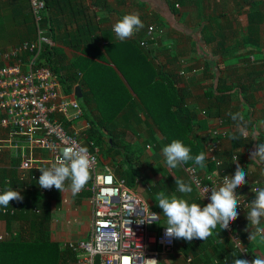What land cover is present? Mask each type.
Segmentation results:
<instances>
[{
    "label": "crops",
    "instance_id": "crops-1",
    "mask_svg": "<svg viewBox=\"0 0 264 264\" xmlns=\"http://www.w3.org/2000/svg\"><path fill=\"white\" fill-rule=\"evenodd\" d=\"M50 1H53L54 5L58 4L57 8L53 5L52 13L55 21L60 19V24L54 28L55 40L48 43L57 48L60 56L58 63L53 62L54 67L56 70H61L62 75L68 77L71 82L70 92H66L62 84L66 93L74 92L75 95L77 86L80 87L81 93V97L75 95L81 106V114L74 120L67 121V125L79 129L83 141L87 140L90 132L94 133V137L91 136V138L94 141L99 139L97 145L99 164L107 165L114 173L116 164L123 162L120 153L124 150L123 147L131 145L134 148H141L142 152L138 160L142 162V166H145L142 167L145 172L139 168L134 183L154 208L155 193L147 192L148 187L145 189V184L149 182H154L155 190L161 189L168 196L176 195L188 200L189 194L179 193L177 189L170 191L168 181L164 182L163 178L159 177L153 178L154 173L151 167H155L156 164L161 166L165 162L162 154L164 146L161 142L163 134L153 123L151 114L140 109V106H138L140 108H134L130 103V106L128 104L117 111L111 119H108V116L106 119L99 113L97 100L95 95H92L90 87L98 82H104V78L108 77L109 68L118 76L117 79L128 87L131 84L147 86L151 82H161L160 72L170 75L174 80L183 81L189 92L186 107L196 110V118L199 122H204L207 118L202 111L209 109L208 104L211 102L209 88L217 85L219 79L222 80L223 87L231 86L233 89L230 90L228 108L222 110L220 113L222 115L219 114L224 118L225 127L229 130L228 136L221 144L223 150L230 147L234 129L242 135L255 138L264 132V0H105V7L93 6L92 3L96 0H75L76 3L74 0ZM76 4L81 10L72 13ZM128 13H138L144 26L131 38L120 41L113 32V25ZM249 14L252 15V21L249 19ZM85 22L93 23L98 29L89 35L86 33L83 36H77V39L70 40L68 33L76 27L77 23ZM149 24H155L157 30L161 32L157 31L155 41L148 38V41L152 43H148L149 53H147L137 46L135 36L143 37ZM33 25L35 24L28 0H0V51L7 50L22 40H29V38L33 40L37 36L36 26ZM46 36L48 38L47 34ZM84 37L90 40L94 38L97 43L83 44L84 41L81 40ZM3 63L4 61H0V65ZM180 71L185 72L187 77L180 76V73L178 74ZM57 77L59 78L58 75ZM163 85H165L164 81ZM242 96H245V99ZM131 97L138 103L139 99L135 93ZM116 105V102L111 105L113 111ZM224 113L226 116L223 115ZM230 113H241L244 118L242 121H233ZM215 118L206 121L207 125L202 129L210 127ZM200 131L197 134L205 135L207 141L206 130ZM111 136L117 139L116 145L112 143ZM103 137L108 138L109 142ZM0 138H2L0 141V190L5 191L10 189L12 176L18 179L16 167L19 163L21 148L15 147L13 143L16 141L23 144V140L21 138L8 140L6 129H0ZM93 144L91 141V145ZM156 148L158 151L155 150ZM118 150L119 153H116ZM233 150L244 153L248 149L242 146ZM247 165L251 174L250 181L238 188L245 196L252 198L254 196L251 188L255 181L258 180L259 188L264 187V174L261 168L254 165L251 160ZM226 167H224L225 171L233 175L234 172ZM215 171L217 172L216 169ZM33 172L36 173V178L30 182L28 180L24 182L31 184L32 187L29 190H34L36 197L43 198L53 191L59 192L57 189L48 193L39 191L37 181L40 171ZM6 179L10 182L7 183ZM69 183L66 182L65 191L59 196L60 205L57 206L54 199L49 203L50 211H52L50 239L56 242L60 250L64 249L66 240L75 241L83 235L82 230L77 229L75 225L71 228L70 216L80 208H87L89 214L91 209L86 198H82L78 203H68ZM15 190L20 191L17 188ZM191 193L200 199L196 189L193 188ZM200 201L204 202L202 199ZM155 210L161 214L162 222L164 219L162 209L155 208ZM64 216H67L66 220L69 224L62 219ZM240 219L242 223L240 233L242 230L245 231L247 237H242L243 241L251 243L250 247L246 243L251 253L249 262L255 258L264 259V235L257 231L256 226L248 223L245 216H241ZM19 227L18 220L0 219V234L17 233ZM259 227L264 228V219ZM89 230L90 224L82 238L88 237ZM211 239L212 241L202 243L206 248L203 252H198L200 262L205 260V253L209 254L208 260L212 262L219 258L218 253L224 252L228 256L226 262L229 264H234V257L246 259L235 251L224 230L220 228L216 232L213 230ZM182 244L183 239H176V248L172 251L176 254H171L172 252L166 254L171 257L168 264H179L181 260L182 264H193V257L190 256L191 259L188 261V256L185 257L181 252ZM65 264H75V262L68 258Z\"/></svg>",
    "mask_w": 264,
    "mask_h": 264
},
{
    "label": "built area",
    "instance_id": "built-area-1",
    "mask_svg": "<svg viewBox=\"0 0 264 264\" xmlns=\"http://www.w3.org/2000/svg\"><path fill=\"white\" fill-rule=\"evenodd\" d=\"M28 2L37 36L33 40L21 41L0 51V61H4L0 65V129L7 130L8 140H23V144L16 141L13 143L15 147L21 148L16 167L17 178L30 182L36 178V173L29 174L30 171L37 172L39 168L52 166L64 147L84 145L80 130L66 123L81 114V106L74 92L66 93L56 73L48 65L40 63L44 43L49 42L46 29L41 25L45 2ZM157 31L155 24H149L143 37L135 36L136 41L146 47L148 38L156 40ZM178 74L187 77L185 72L180 71ZM224 121V118L218 117L207 131L205 145L212 159L216 149L220 148L223 139L229 134ZM242 136L245 137V134ZM88 152L93 161L91 179L86 188L90 191L89 235L86 239L65 242L63 247L73 252L75 264H158L160 255L169 254L176 248V239L167 242L164 237L165 228L161 222V214L135 184L129 185L110 167L100 165L96 152ZM223 163L221 159H216L217 172L208 173L205 177L197 173L195 166L184 168L205 204L210 202V189L218 188L226 175L231 176L223 170ZM246 179L249 180V177ZM6 181L10 182L9 179ZM31 187V184H26L23 189ZM38 188L36 187L42 193L55 189ZM206 191L208 192L202 198ZM235 192L240 200L237 208L239 216L224 232L230 238L235 251L250 260L251 253L240 233V217H246L251 200L239 189ZM6 211L13 213L14 209L5 208L3 212ZM143 220L152 222H141ZM6 238V234H0V241ZM187 259L190 261L191 258Z\"/></svg>",
    "mask_w": 264,
    "mask_h": 264
},
{
    "label": "trees",
    "instance_id": "trees-1",
    "mask_svg": "<svg viewBox=\"0 0 264 264\" xmlns=\"http://www.w3.org/2000/svg\"><path fill=\"white\" fill-rule=\"evenodd\" d=\"M44 2L45 10L41 25H43L46 29V34L48 35L49 41L54 42V28L60 24V19L58 18V20L55 21L52 8L58 4L55 3L54 5V2L50 0H44ZM74 2L76 3L75 0ZM77 4L79 3L77 2ZM77 4L72 13L80 12L81 8L78 7ZM92 5L105 7L106 2L105 0H96L92 3ZM251 16L252 15L249 14V19L252 21ZM97 29L98 27L93 23H77L76 27L70 33H68V36L70 40H74L77 39V36H83L86 33L89 35L90 33L95 32ZM91 39L92 40H90V38L84 37L81 41H84L83 44L88 42L87 44L95 45L97 43L96 40L94 38ZM149 42L150 41H148V43ZM48 43H44L40 56V63L49 65L50 68L59 76L65 91L70 92L71 82L69 81V78L63 76L61 70H56L53 64V62L58 63V59H60L57 48H55L54 45L51 46ZM137 46L141 50L149 53L148 46H141L138 41ZM107 74L108 77L104 78V82H98L96 85L90 87L92 95H95V99L97 100L96 104L100 114L104 115V117L108 116V119H111L117 111L122 110L129 103L132 104L134 108L141 107L140 109H143L152 115L151 117L153 119V123H155L158 129L162 132L163 138L161 142L163 146L169 144L173 140H180L185 146L191 149L192 156L199 154L201 151L207 153L205 145L206 137L202 139L200 138L201 136L197 134V132L200 131L204 125L203 122H199L197 120L195 113L196 110L186 107V98L189 96V92L186 84L183 81L174 80L170 75L160 72L159 80H161V82H151V84L147 86L131 84L128 87L123 85L122 82L117 79L118 76L111 68L108 69ZM106 78H108V80H106ZM113 81L116 82L114 83ZM163 81L165 82V85H163ZM221 81L222 80L219 79L217 85L209 88L208 90L209 96L211 97V102L208 104L209 109L205 111L207 112L208 117H216L215 119L220 117L219 114L223 109L227 110L230 101V90L233 89L231 86L223 87L221 85ZM242 91H244V88H242ZM133 93H135L139 99L138 103L133 101L131 97ZM242 98L245 99V96H242ZM115 102L117 105L114 107L113 111L111 105H113ZM112 111L113 114L110 116ZM91 136L94 137L93 132H90L89 137L86 138L87 140L83 141V145L89 151L99 154V148L97 147L99 144V139L94 141ZM233 136H237L239 139L232 138L230 147H226L224 150L221 148V146L219 149H216L213 154V159L208 154V158L205 161L206 166L203 169L196 165L194 160H190L187 163L180 165L181 168L184 169L189 165L195 166L197 173L200 176L205 177L208 173H212L214 172V169H216L215 160L221 159L224 161L223 164L225 165L224 166L222 164L223 170H225L224 167L227 166L226 169L230 168L234 172L238 163L241 168L245 169L247 174L246 177H249V180H247L246 177L245 179L250 181L251 174L247 165L251 160L250 153L252 149L255 150V146L258 141L264 142V132L259 134L258 138L248 135L243 137L242 133H240L237 129H234L232 131V137ZM103 138L107 139V142H109L108 138ZM116 140L117 139H115V137L111 136V141L114 145H116ZM91 141L94 143L93 145H91ZM242 146L247 147V152L243 153L233 150L236 147ZM123 148L124 150L120 152L123 157V162L118 165L116 164L115 173L118 174L117 176L124 178L129 185H134V179L138 174L137 171L141 167V162L138 160V158L142 152V149L136 147L134 148L131 145H127ZM157 149L158 148H156V150ZM116 153H119V150L116 151ZM234 155L235 158H233ZM236 157L237 161L233 162ZM254 165L261 168L264 174V166L257 165L255 162ZM226 172L228 173V171ZM32 173H34L33 170H31L29 174ZM40 174L41 173L39 172L38 176H40ZM175 175L176 176L174 177L172 176L171 178H168L167 184L169 186L168 189L170 188V191H176L177 189L174 180L179 178V174L176 173ZM11 179L12 183H10V189H20L23 200L19 202L15 200L10 201V205L7 207V209H14L13 213L8 211L3 212L5 208L0 206V219H5L6 221L18 220L20 222V227L17 229V233L11 234L10 239L0 241V264H65L68 258H70V260H74L75 256L72 251L67 248L60 250L57 248L58 246L56 242H53L50 239L49 227L51 223L52 211H50L51 208L49 207V203L52 199H54L55 204L59 206L61 203L59 197L61 192L53 191L43 198H38L36 197L34 190L25 188L23 189V186L26 185L24 181H19L13 176ZM188 181L194 188L190 179H188ZM253 185L254 186L251 189L253 196L255 197V190L259 188L258 180L255 181V184ZM255 187L257 188L254 189ZM0 192L3 191L0 190ZM69 193L70 197L67 199V201L72 204L78 203L82 198H90V191L86 190L85 188L76 196H73L70 190ZM188 194L189 199L187 201L189 203H198L201 205V207L205 205L204 202L202 203L200 201L201 198L199 199L193 193ZM254 197H249V199L253 200ZM155 198L156 197L153 198L154 206L156 209L160 210L159 206L155 202ZM34 208L38 210L35 211ZM218 228L219 226L214 229L215 232ZM241 235L242 237L247 238L246 232L243 230ZM212 239L210 236L204 240V242L212 241ZM202 243L203 241L199 239H193L191 242H187L183 239V244L180 247V250L185 257H193V264H229V262H226L228 256L225 252L221 254L218 253L219 258H216L215 262L208 260L209 254L205 253V260L200 262L198 259V252H203V250L206 248ZM246 243L248 247L251 246L250 242L247 241Z\"/></svg>",
    "mask_w": 264,
    "mask_h": 264
},
{
    "label": "clouds",
    "instance_id": "clouds-1",
    "mask_svg": "<svg viewBox=\"0 0 264 264\" xmlns=\"http://www.w3.org/2000/svg\"><path fill=\"white\" fill-rule=\"evenodd\" d=\"M143 26L138 13H128L113 25V32L117 39L124 41L131 38ZM230 116L233 121L243 120L241 113H230ZM232 138L239 139L237 136ZM162 154L166 166L171 169L190 160H194L195 164L203 169L208 158V153L204 151L192 156L191 149L180 140H173L165 145ZM250 159L257 165L264 166V142L258 141L255 150L250 153ZM236 161L237 157L233 162ZM92 170L93 161L86 147L66 146L61 155L57 157L56 163L47 168H39L41 174L37 183L43 189L50 190L54 187L63 193L66 182H70L71 194L76 196L91 179ZM246 176L245 169L237 163L233 175H226L218 188L210 189V202L203 207L198 203H189L186 199L176 195L168 196L162 191L157 193L155 202L166 217V223L163 225L166 241L171 242L173 239H184L187 242L193 239L204 241L213 235V230L217 226L220 230L228 229L230 223L239 216L237 208L240 200L235 190L248 183ZM174 182L179 193L188 194L193 191L191 184L185 183L182 179L176 178ZM208 191L202 195V198ZM13 200L18 202L23 200L20 191L7 189L0 192V206L7 208ZM248 208L246 215L248 223L256 226L257 231L264 235V228L259 227L264 219V187L255 190V198L248 203ZM141 222L151 223L152 221L143 220ZM234 264H264V259L255 258L249 262V260L234 257Z\"/></svg>",
    "mask_w": 264,
    "mask_h": 264
},
{
    "label": "rangeland",
    "instance_id": "rangeland-1",
    "mask_svg": "<svg viewBox=\"0 0 264 264\" xmlns=\"http://www.w3.org/2000/svg\"><path fill=\"white\" fill-rule=\"evenodd\" d=\"M42 27L44 28L43 25H42ZM203 111H202V113H203ZM203 115H206V117H207L206 120H204V122L202 121L203 122V125L206 126L207 125L206 121L213 120V117L212 116H209L208 117V114H207L206 111H204ZM220 115H222V114H220ZM223 115L226 116L225 113ZM208 128H209V126H207V127L204 128L206 130V132H207ZM204 129H200V130H204ZM200 132H202V131H200ZM204 137H205V135L204 136H201L202 139H204ZM156 151H158V150H156ZM154 153L156 154L158 152H154ZM140 166H141L140 169L142 170V172H145L144 169H142V167H145V166H142V164ZM151 170L154 173V176H153L154 179H156V177H159V178H163L162 180L164 182L165 181L167 182L168 181V178H171L172 176H174L177 173V174L180 175L179 176V179H182L185 183L190 184L189 181H188V178H187V176L185 174V171H184L183 168H181V166H179V167H177L175 169H171V168L167 167L165 163L164 164H161V166H159V165L156 164L155 167H151ZM255 177H258V175H256ZM162 184H164V183H162ZM146 187H148L147 188V190H148L147 192H149L150 194L151 193H155V197H156V194L157 193L161 192V189L160 190L159 189L158 190L157 189L155 190V188H154V182H149V183L145 184V189H146ZM87 200H88V203H89V206H90V198H88ZM73 214L75 216H72ZM73 214L70 216V219H71V228H73L74 225H75L77 229H81L82 230L81 234L84 235L86 233V231H87L88 225L90 224V214H89V211L87 210V208L83 207V208H80V209L76 210V212L73 213ZM162 216L164 218L163 221H162V224L164 225L166 223V217L164 216L163 213H162ZM66 218H67V216L66 217L64 216L62 219H65V221L67 222V224H69V222L66 220ZM65 227L67 228L66 225H65ZM68 231L70 232V230H68ZM83 235H81L79 239H81L83 237ZM10 237L11 236H10V232H9V234H7V238L6 239H10ZM82 239H86V237H84ZM70 240L71 239H68L65 242H68ZM71 241H73V240H71ZM171 254H176V253L175 252H172ZM170 260H171V257L169 255L162 254L158 258V264H164V263L165 264H168V262ZM179 264H182V260H181V262Z\"/></svg>",
    "mask_w": 264,
    "mask_h": 264
},
{
    "label": "water",
    "instance_id": "water-1",
    "mask_svg": "<svg viewBox=\"0 0 264 264\" xmlns=\"http://www.w3.org/2000/svg\"><path fill=\"white\" fill-rule=\"evenodd\" d=\"M75 95H76L77 97H81L80 87H79V86L75 87Z\"/></svg>",
    "mask_w": 264,
    "mask_h": 264
}]
</instances>
